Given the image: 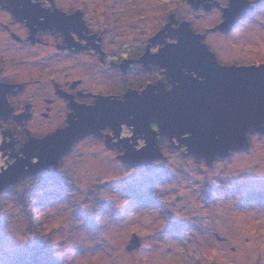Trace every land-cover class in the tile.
Wrapping results in <instances>:
<instances>
[{
	"label": "rangeland",
	"instance_id": "obj_1",
	"mask_svg": "<svg viewBox=\"0 0 264 264\" xmlns=\"http://www.w3.org/2000/svg\"><path fill=\"white\" fill-rule=\"evenodd\" d=\"M75 1L94 7V20L107 21L103 27L113 36L144 50L173 15L177 26L188 21L204 33L220 61H264V19H256L264 17V5L234 29L213 33L221 11L202 5L213 0L198 8L187 0ZM141 74L145 85L148 75ZM88 136L73 144L57 170L27 175L0 192V264H264V134L248 135L247 149L211 164L162 137L165 158L151 168L123 163L107 139ZM16 232L31 239L20 244Z\"/></svg>",
	"mask_w": 264,
	"mask_h": 264
},
{
	"label": "flooded vegetation",
	"instance_id": "obj_2",
	"mask_svg": "<svg viewBox=\"0 0 264 264\" xmlns=\"http://www.w3.org/2000/svg\"><path fill=\"white\" fill-rule=\"evenodd\" d=\"M250 1L253 8L249 15L264 5L263 0ZM213 5L212 10L220 9L221 20L213 24L210 32L222 33L217 25L223 21L222 9L228 6V0L225 4L224 0H213ZM93 15L94 7L79 6L75 0H0V173L15 162L22 164L23 170L38 162V152L31 145L68 127L70 121L79 120L78 106L93 105L99 96L122 100L127 93L141 94L152 84L172 88V78L153 62L151 53L155 49L157 53L164 43L146 42L144 50L143 44L123 42L117 32L112 35L110 26L103 27L107 21L96 22ZM238 23L237 20L235 24ZM178 26L175 23L173 28ZM169 38L167 43L176 41V36ZM210 51L220 65L264 63L220 61ZM143 72L148 75L145 85ZM183 73L195 76L194 72ZM115 79L119 80L117 85L112 83ZM96 83L101 86L99 90L93 88ZM131 132L122 128L115 136L107 127L96 137L103 136L105 144L110 145L107 148L112 147L120 155L124 145L133 142L128 139ZM86 137L90 136L82 140ZM162 137L166 138L158 139ZM143 144L138 138L136 148ZM45 171H54L53 165ZM10 188L11 185L4 192Z\"/></svg>",
	"mask_w": 264,
	"mask_h": 264
},
{
	"label": "water",
	"instance_id": "obj_3",
	"mask_svg": "<svg viewBox=\"0 0 264 264\" xmlns=\"http://www.w3.org/2000/svg\"><path fill=\"white\" fill-rule=\"evenodd\" d=\"M203 1L187 0L193 8H198ZM250 3L228 0V6L222 9L223 21L217 25L218 30L228 32L252 9ZM202 5L206 10L213 6ZM177 22L171 15L170 22L151 39L153 44L164 43L153 54V62L165 68L172 78L170 90L152 84L141 94L127 93L122 100L99 96L93 105L78 106L79 120L70 121L68 127L31 145L38 152V162L25 170L15 162L0 173V192L51 165L57 170L58 160L73 143L86 135L100 136L107 127L115 136L123 124L132 127L133 135L128 139L133 142L124 145L125 151L118 157L125 164L135 163L145 168H151L156 159L165 158L158 146L159 136L168 138L172 147L184 146L185 154L211 164L216 157H228L232 150L247 149L248 135L264 134V63L220 65L203 42L205 34L194 32L188 21L173 28L172 23ZM173 36H176L175 42L165 41L166 37ZM183 70L194 72L195 76L184 74ZM138 138L144 144L136 148Z\"/></svg>",
	"mask_w": 264,
	"mask_h": 264
},
{
	"label": "clouds",
	"instance_id": "obj_4",
	"mask_svg": "<svg viewBox=\"0 0 264 264\" xmlns=\"http://www.w3.org/2000/svg\"><path fill=\"white\" fill-rule=\"evenodd\" d=\"M34 2H35V0H34ZM256 19H264V17L257 16ZM100 195H101L102 198L115 199V197L108 196L105 193H100ZM127 202H128L127 200H121L120 201V205L126 204ZM77 203H79V200H77ZM178 215H183V213H178ZM160 223L163 224L164 221L161 220ZM29 239H31V234L24 235L21 232H16L15 233V240L18 241L20 244H24ZM261 251L264 252V246H262ZM52 258L53 259H59L60 255L57 254V253H53V257ZM66 259H67V261H71L72 260V256H68ZM253 259H255V257H253ZM78 264H83V261L78 262Z\"/></svg>",
	"mask_w": 264,
	"mask_h": 264
},
{
	"label": "trees",
	"instance_id": "obj_5",
	"mask_svg": "<svg viewBox=\"0 0 264 264\" xmlns=\"http://www.w3.org/2000/svg\"><path fill=\"white\" fill-rule=\"evenodd\" d=\"M30 259V258H29ZM44 261V263H45V260H43Z\"/></svg>",
	"mask_w": 264,
	"mask_h": 264
}]
</instances>
